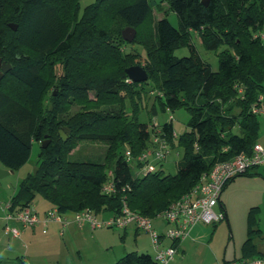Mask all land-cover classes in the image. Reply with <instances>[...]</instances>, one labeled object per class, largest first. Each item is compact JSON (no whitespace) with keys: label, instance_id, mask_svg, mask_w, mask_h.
<instances>
[{"label":"trees","instance_id":"16d2710c","mask_svg":"<svg viewBox=\"0 0 264 264\" xmlns=\"http://www.w3.org/2000/svg\"><path fill=\"white\" fill-rule=\"evenodd\" d=\"M155 10L173 12L178 27L165 15L156 20ZM8 23L17 24L16 31ZM128 27L135 30L131 44L143 54L125 50L121 32ZM263 28L264 0H96L84 7L80 0H0V61L11 66L0 79V166L16 171L28 161L31 143L40 146L36 169L19 182L5 214L30 207L38 195L62 214L116 216L125 202L151 223L216 163L250 153L260 131L251 107L264 97ZM193 34L215 52L217 70L199 57ZM184 47L190 54L176 57L174 50ZM133 65L146 72L151 90L146 82L126 81L125 70ZM149 92H156L161 111L188 113L179 135L170 120L158 124L169 152L174 139L182 149L174 175L160 167L136 175L134 161L124 156L125 150L136 157L150 147L153 124L138 118ZM74 106L78 111L69 115ZM63 128L69 130L65 140ZM80 142L105 144L103 162L69 160ZM108 181L114 191L106 194ZM254 233L248 228L240 255L221 264L263 257ZM163 234L160 248L168 247ZM114 264L159 263L148 253L129 252Z\"/></svg>","mask_w":264,"mask_h":264},{"label":"rangeland","instance_id":"374dc122","mask_svg":"<svg viewBox=\"0 0 264 264\" xmlns=\"http://www.w3.org/2000/svg\"><path fill=\"white\" fill-rule=\"evenodd\" d=\"M95 1L80 0V5L84 7ZM165 8L166 4L163 3V9ZM30 14L29 12L26 14L24 19L26 24L30 23ZM164 15L173 27H178L177 17L171 11L161 13L155 10L153 17L157 20L163 18ZM261 34L264 36V28ZM192 43L199 57L208 63L212 70H217L215 52L205 50L196 34L192 36ZM125 48L127 51L135 49L137 52L142 53V48L131 44V42H128ZM189 54L186 47L174 50L176 57L188 56ZM145 82L144 88L151 90L153 85L151 80H146ZM155 93H147L149 95L145 96L141 102L139 120L149 125L153 123L162 124L170 120L174 134H181L186 130L187 111L184 109H177L174 112L161 111L158 103L153 98ZM90 96L92 97V95ZM152 107H154V114H150ZM78 109V107H72L69 115L75 113ZM130 110L129 103L126 102V111L130 112ZM258 120L260 122V131L257 142L264 146V116H258ZM61 132L65 134L64 130H61ZM173 146L165 160L157 163L164 175L176 174L181 163L182 149L178 146L175 139L173 140ZM39 150V143L32 142L28 161L20 169L0 177V264H7L6 260L11 261L15 256L23 257L24 252L25 255H30L29 259L36 264H61L67 251L73 256L74 264H114L126 253H139L136 249L139 246L148 249V254L152 257L154 256L150 235L145 231L137 230L133 225H129L126 229L106 226L91 229L84 224L79 228L78 235L75 237L63 233L60 235V231H63L60 224H57V226L61 229L53 237H48L50 225L47 226L45 234L39 228H35L34 232L26 234L28 235L27 237L22 236V229L14 225L15 222L11 221L7 225L4 210L10 198L16 192L19 182L28 173L36 169ZM105 152L106 145L103 143L80 142L69 153L68 159L71 161L90 160L101 163L104 160ZM0 168L2 167L0 166ZM49 205L47 201L37 195L30 206L40 212L44 206ZM215 210L217 212H225L226 218L215 225H207L205 227L207 233L201 240L202 243L192 239L187 251L176 252L168 264H199L201 262H204V264H212L213 262L215 264L217 259L218 261H221L224 257L229 259L234 257V254L239 256L242 244L247 238L248 228L255 231L254 242L260 244V248L264 250L262 241V236L264 235V165L251 168L248 174L233 178L223 189ZM94 217L97 221L102 222L109 217V214L103 212ZM84 222L82 221V223ZM151 225L158 233L166 230L165 223L160 218H151ZM14 226L21 232L18 238H14L9 232L5 231V228ZM258 230L261 232L259 233ZM168 241V239H165V244ZM211 250L215 252L217 259H213Z\"/></svg>","mask_w":264,"mask_h":264},{"label":"built area","instance_id":"2783aa9c","mask_svg":"<svg viewBox=\"0 0 264 264\" xmlns=\"http://www.w3.org/2000/svg\"><path fill=\"white\" fill-rule=\"evenodd\" d=\"M126 81L130 82L131 80L128 78ZM251 112L256 116H264L263 96L258 97L251 107ZM158 126V123H153V132L148 149L136 157H132L129 150L124 151L125 159L134 161L133 172L136 175L144 176L156 171L158 168L157 163L163 161L169 154L168 142ZM262 165H264V146L258 142L253 145L250 153H240L229 160L216 163L210 171L202 174L198 184L188 193L182 195L180 199L156 216L167 225L164 234L161 236L179 244L189 236L190 230L196 224L215 225L225 219L224 212L215 210L225 183L251 168ZM102 191L106 194L112 193L114 191L113 184L110 181L106 182ZM7 207L8 205L5 210ZM5 221L7 225L11 221L18 222L23 228H34L41 225L43 234L46 233L47 226L51 222L65 227L70 222L80 226L82 221H85L91 229L102 226L125 229L129 225H133L137 230L145 231L150 235L155 249L154 260L157 263L168 264L177 252L176 246L160 248V234L151 227L150 219L131 211L125 202H122L118 215L110 216L102 222L97 221L89 210L73 213L72 219L69 220L62 213H59L57 208H50L43 216H39L31 207L23 208L16 215L6 213ZM5 231L9 232L14 238L20 237L21 234L20 230L15 227H7ZM228 264H264V256L233 261Z\"/></svg>","mask_w":264,"mask_h":264},{"label":"crops","instance_id":"0c3cea01","mask_svg":"<svg viewBox=\"0 0 264 264\" xmlns=\"http://www.w3.org/2000/svg\"><path fill=\"white\" fill-rule=\"evenodd\" d=\"M162 7H163V4H162ZM221 195H222V193H221ZM221 195H220V197H221ZM30 207L32 208V210L36 211L38 213V215L41 216V215L44 214V212L46 210L50 209L51 206L50 205L49 206H44L40 212H38V210L36 208L32 207V206H30ZM63 215L66 216L69 220H71L73 213H66V214H63ZM55 224H56V226H55ZM84 224L85 225H88V227H90V225L87 222L81 223L80 226H77L76 223H74V222H70L65 227H62L63 228L62 233L63 234H67V235H71V236H74L75 237V236L78 235L79 228L82 227ZM14 225H17L19 227V229H22L21 226L18 223L15 222ZM48 225H50L49 226L50 229L48 228L49 229L48 237H53L54 235H56L58 233L59 229H61L59 226H57V223H54V222H51ZM206 226L207 225H204V224H196L190 230L189 236L177 245V247H176L177 248V253L179 251L186 252L187 249H188L187 247L190 246L189 243H190V241L192 239L194 241H200L201 242V240L204 238V236H206V233H207V229L205 228ZM35 228H39V227H35ZM35 228L34 229L33 228L32 229H29V228L22 229V231H21L22 232V236H26L27 237L28 235H26V234L28 232H34L35 231ZM83 228H86V227H83ZM161 241H162V246H170V245L173 244L172 241H170V240L168 242H166L167 244H165V239H162ZM262 241L264 243V235L262 236ZM255 244H256L257 250H259L261 252H264V250H262L260 248V244H257V243H255ZM136 249H137V251H139V253H148V249L141 248L140 246L138 248H136ZM153 250H152V253L154 252L153 253V255H154L155 254V249L153 248ZM212 253H213V259H217V256H216L215 252L212 251ZM234 256H236V255L234 254ZM30 257H31L30 255H25V252H24L23 257H17V256H15V258H13V259L10 258L11 261L10 260L9 261L6 260V263L7 264H30V263L31 264L32 263L33 264H36L34 261H32V260L29 259ZM232 258L226 259L224 257L221 261L220 260L218 261V259H217V260H215L216 261L215 264H221L224 261L231 260ZM198 263H199V261H198ZM205 263H206V261H205ZM61 264H74V262H73V256L70 255V253L68 251L66 252L65 259L62 261ZM199 264H204V262H201ZM212 264H213V262H212Z\"/></svg>","mask_w":264,"mask_h":264},{"label":"water","instance_id":"95a60500","mask_svg":"<svg viewBox=\"0 0 264 264\" xmlns=\"http://www.w3.org/2000/svg\"><path fill=\"white\" fill-rule=\"evenodd\" d=\"M8 27L12 30V31H16L18 25L15 24V23H8ZM121 36H122V39L126 42H132L134 40V37H135V30L133 28H125L122 30L121 32ZM11 69V66L9 63H5V62H1L0 61V79L2 78L3 74L9 72ZM126 74H127V77L132 81V82H135V83H141V82H145L147 80V74L146 72L143 70V68H141L140 66L138 65H133V66H130L128 68H126L125 70ZM63 130L65 131V134H63L61 131H60V135L63 137V140L66 139V134L69 133V130L66 129V128H63ZM49 144V140L47 139H44L41 143V147L42 148H46ZM126 163V162H124ZM10 173L9 170L7 169H3V168H0V177L3 176V175H6Z\"/></svg>","mask_w":264,"mask_h":264}]
</instances>
